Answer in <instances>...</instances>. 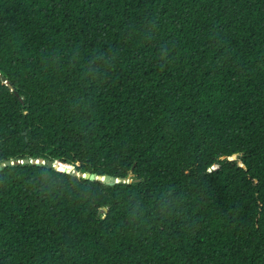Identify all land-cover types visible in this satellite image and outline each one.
I'll return each instance as SVG.
<instances>
[{
    "label": "trees",
    "instance_id": "1",
    "mask_svg": "<svg viewBox=\"0 0 264 264\" xmlns=\"http://www.w3.org/2000/svg\"><path fill=\"white\" fill-rule=\"evenodd\" d=\"M0 74V164L133 179L4 167L0 264H264V0H0Z\"/></svg>",
    "mask_w": 264,
    "mask_h": 264
},
{
    "label": "water",
    "instance_id": "2",
    "mask_svg": "<svg viewBox=\"0 0 264 264\" xmlns=\"http://www.w3.org/2000/svg\"><path fill=\"white\" fill-rule=\"evenodd\" d=\"M0 79L4 82L7 83L8 86L13 89V85L11 84V82L2 74H0ZM16 94L18 95V92H16ZM36 164V165H48L49 167H53L58 169L59 171H64L66 173L69 174H74L80 178H85V179H89L91 181H102L103 183H105L106 185L109 186H115L118 183L121 182H133V179L129 178H118L112 175H99L96 173H84V172H80L79 170L76 169L75 166L70 165V164H63L61 165L59 162H54L52 160L49 159H44V158H39V159H30V158H26L24 160H19V161H6L3 164H0V170H2L4 167L9 166V165H16V164ZM244 168L246 167L244 164L242 165ZM105 211H109L108 208H105Z\"/></svg>",
    "mask_w": 264,
    "mask_h": 264
},
{
    "label": "snow or ice",
    "instance_id": "3",
    "mask_svg": "<svg viewBox=\"0 0 264 264\" xmlns=\"http://www.w3.org/2000/svg\"><path fill=\"white\" fill-rule=\"evenodd\" d=\"M209 171H211V169Z\"/></svg>",
    "mask_w": 264,
    "mask_h": 264
}]
</instances>
